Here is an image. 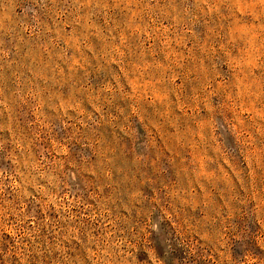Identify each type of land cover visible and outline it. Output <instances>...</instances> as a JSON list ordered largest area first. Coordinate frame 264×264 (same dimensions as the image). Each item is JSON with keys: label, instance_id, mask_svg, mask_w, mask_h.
Segmentation results:
<instances>
[{"label": "rangeland", "instance_id": "1", "mask_svg": "<svg viewBox=\"0 0 264 264\" xmlns=\"http://www.w3.org/2000/svg\"><path fill=\"white\" fill-rule=\"evenodd\" d=\"M0 264H264V0H0Z\"/></svg>", "mask_w": 264, "mask_h": 264}]
</instances>
